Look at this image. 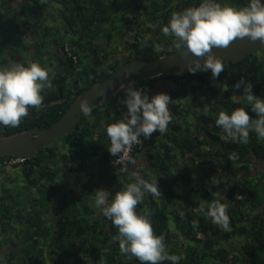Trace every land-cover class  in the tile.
<instances>
[{
  "label": "trees",
  "instance_id": "1",
  "mask_svg": "<svg viewBox=\"0 0 264 264\" xmlns=\"http://www.w3.org/2000/svg\"><path fill=\"white\" fill-rule=\"evenodd\" d=\"M13 1L0 4L3 19L0 41L8 47L0 57V66L20 60L27 64L31 56L33 62L42 66L45 59L51 64L54 60L57 67L53 74L49 73L53 86L43 91L42 106L30 107L29 115L18 127L0 128V136L50 125L84 89L108 76L120 64L133 58L150 60L172 51V38L165 37L161 27L168 23L173 12L200 2L132 0L127 13L121 16L123 9L118 8L117 0L108 4L102 0H51L50 4L58 2L66 7L61 16L64 27H56L59 13L41 12L44 7L41 0H20L14 7ZM27 1L33 7L30 18L23 6ZM220 2L240 7L246 0ZM162 10L165 14L160 18ZM76 15L85 26L72 42L60 39L58 34L73 27ZM48 20L53 24L44 26ZM102 24H108L110 30L117 28V35L111 33L108 39L117 37L125 42L129 48L127 58L109 60L103 46L96 42ZM43 27L47 33L41 31ZM128 32L135 33L134 42L125 37ZM23 37L29 38V44ZM14 46L22 48L28 57L11 52ZM151 47L152 51H146ZM60 50L68 56L66 60L61 58ZM84 57L88 58L86 63ZM66 72L78 75L68 78ZM241 78L253 84L254 94L264 97V47L241 60L224 63V71L216 80L211 71H199L159 75L136 86L147 90L150 96L157 79H170L176 85L169 91L172 119L167 132L152 133L157 137L155 142L152 134L147 139L142 137L143 147H138L131 157L137 160L144 152L149 169L161 179L158 188L162 195L146 194L136 211L150 215L153 231L164 235L169 254L182 255L179 264H264V181L257 174L264 175L263 170L255 167L258 160L264 159V140L250 131L246 144L225 141L221 139L224 135L221 128L214 123L220 111L231 112L237 107L246 108L250 118H255L251 106L242 98L238 103L232 100L233 95H243V85L239 90L234 88ZM123 95L93 108L91 115L83 116L75 132L56 139L55 146L50 147L53 141L24 162L6 166L3 161L11 155L0 157V183L11 181V188L2 186L0 194V250L10 243L1 264H140L134 257L120 253L118 242H111L117 235L116 227L90 206L95 190H107L114 195L130 182L133 166L129 165L127 172L118 171L121 165L113 164L115 157L108 151L105 131L107 124L120 119L126 111L119 102ZM187 96L189 101L183 104L182 98ZM156 145L161 150L155 153ZM232 153L237 159L231 161L228 157ZM82 178L85 181L78 183ZM14 184H21L25 193L14 195ZM216 191L225 196L226 200L221 202L228 205L227 231L212 224L199 207L204 201L211 202ZM180 212L184 215H179ZM193 220L199 222L198 228H193Z\"/></svg>",
  "mask_w": 264,
  "mask_h": 264
},
{
  "label": "clouds",
  "instance_id": "2",
  "mask_svg": "<svg viewBox=\"0 0 264 264\" xmlns=\"http://www.w3.org/2000/svg\"><path fill=\"white\" fill-rule=\"evenodd\" d=\"M160 30L165 37L172 38V47L188 62L190 73L211 71L213 80H216L224 71V62L213 52L214 48H227L235 39L245 37L264 44V0H246L240 7L222 4L220 0H200L196 6L173 12ZM49 72L38 62H12L0 66V128L18 127L29 115L30 107L37 109L42 106L43 91L53 86ZM129 75L130 71L125 73L126 77ZM134 85V81L120 84V90H125L121 103L126 111L121 113L120 119L105 126L108 151L115 157L113 164L121 165L118 169L121 173L127 172L129 165L135 169L137 161L129 155V150L141 142L140 138L147 139L157 131L159 134L167 132L172 119L169 110L172 100L167 93L149 96L147 90ZM242 85L243 95H233L232 100L238 103L242 98L251 106L255 118H250L246 108L237 107L231 112L220 111L214 123L221 128L224 133L221 139L225 141L246 144L250 131L264 140V97L254 94L253 84L243 78L236 82L234 88L239 90ZM113 86L109 84L110 88ZM96 94L103 98L107 89L100 88ZM80 110L84 115H91L87 100L80 102ZM143 145L144 142L141 147ZM228 158L232 161L237 156L232 153ZM146 194L153 197L162 195L158 181L145 179L140 171L133 170L130 182L114 195L107 190H95L90 206L116 227L117 235L111 242H118L122 255L134 257L140 264L165 261L179 264L182 255L169 254L164 235H156L153 231L150 215L136 211V206L143 203ZM212 196L211 202L204 201L199 207L212 224L227 231L230 225L228 205L221 202L226 198L218 191ZM192 226L198 228L199 222L193 220Z\"/></svg>",
  "mask_w": 264,
  "mask_h": 264
},
{
  "label": "water",
  "instance_id": "3",
  "mask_svg": "<svg viewBox=\"0 0 264 264\" xmlns=\"http://www.w3.org/2000/svg\"><path fill=\"white\" fill-rule=\"evenodd\" d=\"M263 47L264 44L259 41L253 42L245 37L243 39H235L227 48H214L213 52L224 63H228L241 60ZM129 71L131 75L126 77L125 73ZM199 71L202 70L197 72ZM173 73H190L188 62L182 58V55L177 50L167 52L150 60L143 58L130 59L105 78L84 89L70 104L65 113L50 125L42 128L37 125L18 133L0 136V157L3 155L32 157L56 139L65 134L75 132L84 116L80 110V102L82 100H87L92 110L100 104L123 95L125 90H120L121 83L127 84L129 81H134V86H137L145 79ZM109 84L114 86L110 88ZM100 88L107 89V95L103 98L96 94Z\"/></svg>",
  "mask_w": 264,
  "mask_h": 264
},
{
  "label": "rangeland",
  "instance_id": "4",
  "mask_svg": "<svg viewBox=\"0 0 264 264\" xmlns=\"http://www.w3.org/2000/svg\"><path fill=\"white\" fill-rule=\"evenodd\" d=\"M19 1L20 0H14L12 3V5H13V7L14 6H16L18 3H19ZM49 1V2H48ZM50 1L51 0H41V2H43V4H44V7L41 9V12H43V13H47L48 11H50V10H56V12H57V14L59 13V16H60V18H58L57 19V21H56V23H57V25H56V27H64V18L63 17H61L62 15H63V11H66V7L63 5V4H59L58 2H53L52 4H50ZM63 1H66V0H63ZM68 1V0H67ZM108 1L109 0H102V2H105V3H107L108 4ZM132 0H117V2L116 3H118L119 5H117L118 6V8H122L123 9V12H127V10H128V7H129V3L131 2ZM6 3H8L7 2V0H5V2H3V1H1V3L0 4H6ZM104 3V5H103V8L104 9H106V4ZM111 3V2H110ZM20 6H22V5H20ZM20 6H19V8H20ZM23 6H24V9H25V12H26V14L25 15H27L28 16V18H30L31 17V15H32V13H33V7H32V4H31V2H25L24 4H23ZM9 9H11V7H9ZM109 9V8H108ZM0 10H1V7H0ZM9 16L11 17V14H9ZM13 16H18V17H20L21 15L19 14V15H16V14H13ZM17 19V18H16ZM1 20H3L2 19V16H0V21ZM80 21V18H79V16L78 15H76V21L74 22V24H73V27L71 28V27H67V28H65V29H63L62 31H61V33L60 34H58V35H61V34H64V35H62L61 37H60V39H65V41L66 40H68V41H70V42H72V40L75 38V37H77V34H75L74 33V30L76 31V30H78V26L77 25H79V22ZM50 24H53V22L51 23V21L50 20H48V21H46V23H45V25L44 26H46V25H50ZM141 25H144V23H142ZM105 26V25H104ZM44 28L45 27H43V28H41V31H43L44 33H47V31L45 30L44 31ZM94 28V27H93ZM65 30L67 31L66 33H65ZM57 33V32H56ZM96 33V32H95ZM97 34V33H96ZM55 35V34H54ZM97 35H99V38H102L103 37V34H101V33H99V34H97ZM19 39H21L20 38V36H17ZM26 38V37H25ZM24 37L22 38V40L24 41V42H28V44H29V38L28 39H25ZM31 38V37H30ZM98 38V39H99ZM47 39V38H46ZM98 39H97V41L96 42H98ZM31 40V39H30ZM105 41H106V39H105ZM4 41H0V50H1V54L3 53V52H6L5 51V49H8V47L6 46H2V43H3ZM31 42H33V41H31ZM12 46V45H11ZM171 47H172V45H170ZM110 48V51H109V54H108V58L109 59H112L114 56H115V53L117 54V56H120V53H119V51L118 50H115V51H111V46L109 47ZM150 49L151 48H147L146 49V51H150ZM173 50H176L175 48H173ZM11 52H15V51H17L18 52V55H21V56H23V57H28L27 55H26V53L24 54V53H22V48H19V47H13L11 50H10ZM22 53V54H21ZM113 53V54H112ZM102 54V53H101ZM149 55H151V56H154L155 54L154 53H151V54H149ZM3 56V54L2 55H0V57H2ZM60 56L61 57H64L65 56V54H61L60 53ZM30 57L31 56H29V59L28 60H26V62L27 63H29V62H33L32 61V59H30ZM6 58V57H5ZM4 57L3 58H1V61H3L4 62V59H5ZM12 59V58H11ZM48 59V58H47ZM47 59H45V62L46 63H44V65L43 66H45L47 69H49L50 70V74H53L54 72H55V68L57 67V65L55 64V62H54V60H52V64L50 63V61H48ZM47 60V61H46ZM84 62L86 63L87 61H88V58H85L84 57ZM11 62H15V61H11ZM17 62H19V63H21V60L20 61H17ZM66 75H67V77L69 78V77H73V76H77L78 75V73L77 72H74V74L73 73H69V72H66ZM173 75L174 76H176V75H180V74H175V73H173ZM81 84L83 83V80H81V82H80ZM163 84H161V86H162ZM176 86V85H175ZM175 86L173 87V88H175ZM179 87H180V89H181V85L179 84L178 85ZM165 87V86H164ZM177 90H179L178 89V87H177ZM158 93H162V91H158L157 92V94ZM175 97H176V99H178L180 96H179V93H178V91L175 93ZM188 98H189V96H187V97H184V98H182V101H183V104H187V101H189L188 100ZM183 113L185 112V111H182ZM87 117V116H86ZM90 119H92V117L90 118ZM152 140H153V142H155L157 139V137L155 136V135H153L152 134ZM58 141H55V142H53L51 145H50V147H52V146H55V144L57 143ZM161 149H159L158 147H157V145H156V147H155V149H154V152L156 153V152H159ZM176 150V149H175ZM176 152V151H175ZM178 154H179V152H177ZM146 162V161H145ZM255 167H258L260 170H263V172H264V159L263 160H258L257 162H256V164H255ZM132 169L133 170H138V171H140L141 172V174L144 176V178L145 179H148V180H150L151 181V179H155V180H157L158 181V183H161V179H159L158 178V176H157V174L154 172V170L152 169H149V168H147V167H142V166H140V165H138V166H135V169L132 167ZM132 170V171H133ZM8 173H10L11 174V168H8ZM262 172V174L264 175V173ZM253 173H257L256 171H254ZM257 175H259V177H262V179H263V181H264V176H261L260 175V173L259 174H257ZM85 180L82 178V179H78V183H83ZM11 182V181H10ZM10 182H4V183H0V194H2V191H3V189H2V186H6V187H10L11 188V184H10ZM20 185L21 184H14L13 186V189H12V192H13V194L15 195L16 193H18V192H20V194H23V193H25V191H23V189H22V187H20ZM10 188H8V189H10ZM11 191V190H10ZM21 191H23V192H21ZM10 236H11V233H10ZM10 245V243H7V245H5V247H8ZM186 245V244H185ZM169 249V248H168ZM0 252H3V250H1ZM0 258L1 259H3L4 258V256H3V254H0ZM1 263V262H0ZM4 264V263H3Z\"/></svg>",
  "mask_w": 264,
  "mask_h": 264
},
{
  "label": "flooded vegetation",
  "instance_id": "5",
  "mask_svg": "<svg viewBox=\"0 0 264 264\" xmlns=\"http://www.w3.org/2000/svg\"><path fill=\"white\" fill-rule=\"evenodd\" d=\"M110 1L111 0H109L108 1V3H110ZM62 2V1H61ZM120 9H122V8H120ZM123 11L121 12L120 11V14H121V16H123ZM127 13V12H126ZM129 14V13H128ZM164 14H165V10H162L161 12H159V14H158V16L160 17V18H163L164 17ZM64 21V20H63ZM80 23H79V25H77L78 26V30L79 29H81V28H83L84 26H85V24L83 23V22H81V21H79ZM105 25V26H104ZM99 29H100V33L101 34H103V37L102 38H99V36L97 37V39H98V43H100L101 44V46H103V49L105 50V52L106 53H108L109 54V51H110V46L112 47L111 48V51H115V50H118L119 51V53H120V56H117V54L115 53V56L111 59V60H119V61H121V60H124L125 58H127L128 57V53H129V48L128 47H126V43L125 42H122L119 38H117V37H114V38H112V39H108V35L109 34H113V35H117L116 34V30H117V28L116 27H113V30H110V28H109V25L108 24H102L100 27H99ZM78 30H74V33L75 34H77V33H79L78 32ZM62 35H64V34H61V36ZM127 36V38L129 39L128 41L131 43V42H134L135 41V33L134 32H128L126 35H125V37ZM92 38V37H91ZM97 39H96V41H97ZM105 39H106V41H105ZM153 50V48L151 47V49H150V51H152ZM99 52V51H98ZM59 53H61V54H64V51L63 50H60V52ZM113 54V53H112ZM61 58H63V60H66L67 58H68V56L67 55H65L64 57H61ZM110 60V59H109ZM108 60V61H109ZM77 70H79V68L77 69ZM98 73H102V71L101 70H99V71H97ZM157 80H159V79H157ZM156 80V81H157ZM163 84V83H162ZM159 85V84H158ZM165 86V84H163L162 86L161 85H159V86H157L156 85V82H155V84H154V87H153V90L151 91V96H153V95H156L157 94V92L158 91H162V93H167L168 95H169V91L172 89V88H169V87H164ZM170 105V104H169Z\"/></svg>",
  "mask_w": 264,
  "mask_h": 264
},
{
  "label": "crops",
  "instance_id": "6",
  "mask_svg": "<svg viewBox=\"0 0 264 264\" xmlns=\"http://www.w3.org/2000/svg\"><path fill=\"white\" fill-rule=\"evenodd\" d=\"M165 84V87H169V88H173L174 87V84L173 82L170 80V79H159L156 81V85L159 86L161 84ZM159 84V85H158ZM151 96V94H150ZM122 99L119 100V102L121 101ZM137 161V164L136 166L140 165L142 167H147V168H150L148 162H147V159L144 155V152H141L140 153V156L139 158L136 160ZM146 161V162H145ZM133 170V169H132ZM131 170V171H132ZM10 247H5V249H3L4 251L3 252H0V254H3L4 252H6ZM1 251V250H0ZM0 261H1V258H0ZM1 264V263H0Z\"/></svg>",
  "mask_w": 264,
  "mask_h": 264
},
{
  "label": "built area",
  "instance_id": "7",
  "mask_svg": "<svg viewBox=\"0 0 264 264\" xmlns=\"http://www.w3.org/2000/svg\"><path fill=\"white\" fill-rule=\"evenodd\" d=\"M66 50H68V46L66 45ZM71 56V54H70ZM74 59H76V56L74 55L73 56ZM140 143L137 144V145H134L130 150H129V155L131 156L135 150L139 147L142 146L144 140L142 139V137L140 138ZM26 156H11L10 158H6L4 161H3V164H5L6 166H11L13 164H16V163H22L24 162Z\"/></svg>",
  "mask_w": 264,
  "mask_h": 264
}]
</instances>
